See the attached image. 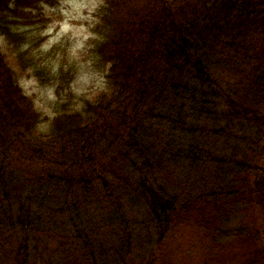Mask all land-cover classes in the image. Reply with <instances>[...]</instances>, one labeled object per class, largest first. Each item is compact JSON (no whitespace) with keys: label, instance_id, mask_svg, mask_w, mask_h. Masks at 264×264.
Listing matches in <instances>:
<instances>
[{"label":"trees","instance_id":"trees-1","mask_svg":"<svg viewBox=\"0 0 264 264\" xmlns=\"http://www.w3.org/2000/svg\"><path fill=\"white\" fill-rule=\"evenodd\" d=\"M59 3L0 0V34ZM95 16L105 87L47 132L0 46V264H176V230L202 264H264V0Z\"/></svg>","mask_w":264,"mask_h":264},{"label":"rangeland","instance_id":"rangeland-1","mask_svg":"<svg viewBox=\"0 0 264 264\" xmlns=\"http://www.w3.org/2000/svg\"><path fill=\"white\" fill-rule=\"evenodd\" d=\"M101 2L60 0L56 7L11 26L14 35L0 34L1 48L43 115V132L55 116L78 110L105 87V70L89 45ZM198 243L197 236L186 230L174 231L166 241L176 264H202Z\"/></svg>","mask_w":264,"mask_h":264}]
</instances>
